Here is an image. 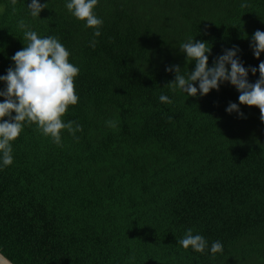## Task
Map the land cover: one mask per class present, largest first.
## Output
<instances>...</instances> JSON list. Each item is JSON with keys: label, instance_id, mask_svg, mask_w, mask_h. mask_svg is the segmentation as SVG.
I'll return each instance as SVG.
<instances>
[{"label": "trees", "instance_id": "obj_1", "mask_svg": "<svg viewBox=\"0 0 264 264\" xmlns=\"http://www.w3.org/2000/svg\"><path fill=\"white\" fill-rule=\"evenodd\" d=\"M39 2L48 8L34 18L31 0H0V75L28 44L18 21L56 36L79 68L78 102L61 119L82 131L62 129L58 145L25 123L10 142L0 252L14 264H264L259 108L240 104L229 82L203 96L173 91L165 70L194 68L179 50L189 37L207 41L209 66L237 45L244 66L258 68L264 52L257 59L250 43L264 31V0H98V37L69 0ZM258 78L249 71V82ZM229 102L244 116L228 113ZM189 228L208 242L203 253L178 243ZM215 241L223 251L213 255Z\"/></svg>", "mask_w": 264, "mask_h": 264}, {"label": "clouds", "instance_id": "obj_2", "mask_svg": "<svg viewBox=\"0 0 264 264\" xmlns=\"http://www.w3.org/2000/svg\"><path fill=\"white\" fill-rule=\"evenodd\" d=\"M15 3L16 0H12V4ZM97 4L98 0H69L66 4V8L75 18L86 21L85 27L96 29L94 37L101 35L99 28L103 25V20L93 12ZM245 6L241 4V7ZM27 7L35 18L40 17L41 11L48 8V3L31 0ZM18 26L26 29L24 39L28 44L11 56L14 66H9L6 75H0V81L6 85L0 89V96L4 97L3 102H0V159L3 166L12 164L10 142L19 136L25 123H36L38 130L46 136L50 135L58 145L61 143L62 129H67L72 135L82 131L81 125L75 121L64 123L61 119L68 106L78 102L74 77L78 75L79 68L69 62V51L54 35L39 37L35 31L28 28L23 19L18 21ZM206 42L189 37L180 44L179 50L186 53V61L194 62L195 66L186 73L179 64L167 66L165 70L174 72L175 78L166 85L173 91L179 89L188 96H203L212 89L218 91L222 83L229 82L239 92L240 104L257 106L260 110L259 119L264 122V60L260 61L258 68H246L237 55L239 47L233 45L232 48L223 49V54L218 55L212 66H209V56L206 53H211V47H208ZM95 44L93 39L91 46L95 47ZM250 47L254 56L259 59L264 52V31L256 30L252 34ZM249 71L253 75L259 72V78L254 83L248 80ZM159 100L172 103L171 99L163 94L159 96ZM226 111H236L241 117L244 116L235 102H229ZM106 123L110 127H116L115 122L111 120ZM178 243L184 249L191 246L194 251L200 253L208 247L206 239L202 235H194L191 228ZM210 251L213 255L222 252V243L213 242ZM0 264H10V261L0 254Z\"/></svg>", "mask_w": 264, "mask_h": 264}, {"label": "water", "instance_id": "obj_3", "mask_svg": "<svg viewBox=\"0 0 264 264\" xmlns=\"http://www.w3.org/2000/svg\"><path fill=\"white\" fill-rule=\"evenodd\" d=\"M0 254H2L1 252H0ZM3 255V254H2ZM4 256V255H3ZM4 257H6V256H4ZM7 258V257H6ZM7 260L8 261H10L8 258H7ZM10 264H14V263H12L11 261H10Z\"/></svg>", "mask_w": 264, "mask_h": 264}]
</instances>
